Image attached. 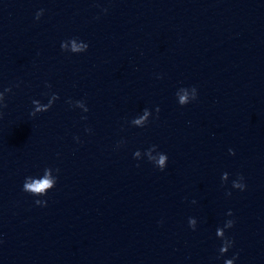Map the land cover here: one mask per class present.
<instances>
[{"label":"clouds","instance_id":"9594fccd","mask_svg":"<svg viewBox=\"0 0 264 264\" xmlns=\"http://www.w3.org/2000/svg\"><path fill=\"white\" fill-rule=\"evenodd\" d=\"M162 162H163V158L161 159V163ZM49 186H50V182L47 179H45L43 181H40V182H36L34 184L27 185L26 187L28 189H31L34 192H41L42 190H44L45 188H47Z\"/></svg>","mask_w":264,"mask_h":264}]
</instances>
